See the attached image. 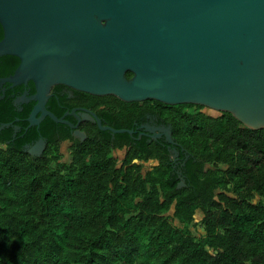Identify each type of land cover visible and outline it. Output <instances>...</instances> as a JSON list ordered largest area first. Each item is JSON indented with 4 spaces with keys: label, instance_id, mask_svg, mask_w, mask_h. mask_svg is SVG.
<instances>
[{
    "label": "trees",
    "instance_id": "obj_1",
    "mask_svg": "<svg viewBox=\"0 0 264 264\" xmlns=\"http://www.w3.org/2000/svg\"><path fill=\"white\" fill-rule=\"evenodd\" d=\"M94 97L118 118L153 99ZM154 103L173 108L193 155L183 187L154 147L153 173L137 161L145 149L117 167L110 132L73 146L67 161L54 137L42 156L0 144V264H264V127L203 104Z\"/></svg>",
    "mask_w": 264,
    "mask_h": 264
},
{
    "label": "water",
    "instance_id": "obj_2",
    "mask_svg": "<svg viewBox=\"0 0 264 264\" xmlns=\"http://www.w3.org/2000/svg\"><path fill=\"white\" fill-rule=\"evenodd\" d=\"M0 23V55L20 58L3 81L36 88L18 98L36 101L31 124L44 114L65 121L45 108L63 83L126 101L203 104L264 127V0H0Z\"/></svg>",
    "mask_w": 264,
    "mask_h": 264
},
{
    "label": "flooded vegetation",
    "instance_id": "obj_3",
    "mask_svg": "<svg viewBox=\"0 0 264 264\" xmlns=\"http://www.w3.org/2000/svg\"><path fill=\"white\" fill-rule=\"evenodd\" d=\"M3 36L4 29L0 23V39ZM16 67L15 60L8 54L0 55V102L6 104L0 110L2 146L11 145L22 148L33 156H42L48 150L51 137H54L61 159L67 161L73 159V146L88 142L93 135L104 136L106 132H110L114 144L112 154L117 159V167L126 166V159L132 150L142 153L145 149L151 156L147 160L137 161L142 164L143 172L153 173L155 165L160 163L159 159H153L154 147L155 151L167 155L166 164L171 168L172 178L177 179V187L187 184V161L193 155L176 134L172 121L173 108H160L159 105L153 104L151 99L134 107L128 116L118 118L113 114L109 100L99 99L94 97L93 93L58 83L52 86L45 108L65 121H56L50 114H44L38 124H31L29 118L36 101L18 98L24 93L28 97L32 95L36 90L34 82L30 80L27 83L12 85L11 82L3 81ZM30 104L33 106L28 110ZM117 108L125 110L124 106ZM178 108L188 111L196 109L197 106L186 104ZM37 116H41V112ZM102 126L132 131L113 133ZM119 133L124 135L119 136ZM64 135L67 136L63 137ZM30 149H33L35 154H32ZM179 184L181 186H178Z\"/></svg>",
    "mask_w": 264,
    "mask_h": 264
},
{
    "label": "rangeland",
    "instance_id": "obj_4",
    "mask_svg": "<svg viewBox=\"0 0 264 264\" xmlns=\"http://www.w3.org/2000/svg\"><path fill=\"white\" fill-rule=\"evenodd\" d=\"M207 110L210 111V112H216V110H214L213 108H210V107L207 108ZM201 216H202V212L201 211L196 214V218L197 219H199Z\"/></svg>",
    "mask_w": 264,
    "mask_h": 264
}]
</instances>
